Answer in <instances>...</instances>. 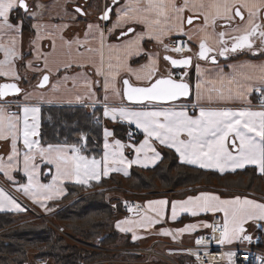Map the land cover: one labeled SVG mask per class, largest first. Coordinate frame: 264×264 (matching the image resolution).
<instances>
[{
    "label": "snow or ice",
    "instance_id": "snow-or-ice-1",
    "mask_svg": "<svg viewBox=\"0 0 264 264\" xmlns=\"http://www.w3.org/2000/svg\"><path fill=\"white\" fill-rule=\"evenodd\" d=\"M70 2L64 0L63 4L56 5L64 14L59 16L61 23L54 24L51 16L44 20L49 8L45 0H0V53L3 55L0 78L11 81L0 83V141H10L7 157L0 155V173L13 183V171L20 170L27 176L28 182L18 185L17 191L45 207L46 201L65 194L60 186L64 181L91 186V181L100 182L110 173L122 172L128 176L132 165L147 168L156 164L161 160V154L153 141L174 149L182 164L215 169L220 173L254 166V171L264 176V61L230 64L227 65L231 69L228 73L217 65L218 56L226 57L230 53L247 51L264 56V0H111L98 17L99 21L109 22L111 27L89 23L84 39L78 34L70 38L64 35L79 17L88 15L79 5L73 6L75 14L69 13ZM113 12L115 20L111 19ZM29 20L32 21L28 25L31 35L26 53L23 37ZM173 34L188 37V42L180 41L169 47L165 41ZM113 36L115 43L109 42ZM45 40L50 42V50H43ZM146 40L163 48L165 62L185 68L191 65V56L176 59L167 53L191 52L188 44L195 40L198 42V59L217 66L208 70L215 71L216 75L205 78V70L196 65L198 78L191 107L199 109L198 114L195 111L190 114L188 104L179 103L181 98L190 97L192 86L187 80L188 73L185 71L179 78L171 72L161 76L160 53L147 49ZM27 55L32 59L25 60ZM144 58V64L132 67L133 61ZM21 67L41 74L32 91L19 86L28 79L27 75H21ZM89 68L97 79H91ZM77 69L75 74H69ZM61 72L65 75L52 85L53 93L58 85L71 80L74 87L80 84V91L75 96L77 101L85 97L95 100L97 92L94 89L101 84L102 78L103 116L112 121L134 123L142 130L143 140L138 145L135 142L125 145L115 138L113 131L105 128L101 159L82 154L86 148L84 143L65 141L43 145L39 102L44 100V93H37L36 89L45 88L50 77L53 74L59 76ZM133 78L140 83L133 84ZM118 83L122 87H117ZM254 93L259 94V110L251 107L250 97ZM110 95L122 97L132 106L111 107L107 103ZM33 100L37 103H31ZM230 101H239L244 106L235 109L211 106ZM128 136L131 138L132 132ZM78 139L85 141L86 134L81 133ZM20 140L23 151L18 147ZM125 148L134 151L133 159L125 156ZM41 165L55 169L48 184L40 182ZM169 203L172 220H176L181 212L194 217L200 213H222V223L201 222L199 225L211 228L212 239L221 246L251 243L253 237L246 229L250 222L258 230H264V202L238 195L224 199L208 191L171 202L166 198L149 200L143 210L140 205L133 207L125 202L128 212L137 218L117 220L115 227L121 232L132 233L135 241L139 239L135 230H149L159 224L166 217ZM4 208L23 210L0 188V209ZM197 227V224H188L174 232L161 228L159 234L172 236L175 240L177 235L192 232ZM195 242L197 245L206 243L203 237ZM191 254L196 256L199 264H217L216 257L205 261L198 253ZM236 256L237 251H227L220 254V259L237 264ZM256 259L264 264V258Z\"/></svg>",
    "mask_w": 264,
    "mask_h": 264
},
{
    "label": "trees",
    "instance_id": "trees-1",
    "mask_svg": "<svg viewBox=\"0 0 264 264\" xmlns=\"http://www.w3.org/2000/svg\"><path fill=\"white\" fill-rule=\"evenodd\" d=\"M30 24L31 20L27 21L24 28V35L28 37L31 35L28 27ZM244 55L248 54L237 53L230 58ZM40 108V139L43 145L65 141L69 144L84 143V154H99L102 129L106 123L101 106L85 103H46L40 105ZM113 131L115 135L122 136L127 130L123 123H116ZM81 133L86 134L85 141L78 139ZM161 153V160L155 165L147 168L132 166L128 176L110 174L100 182H91V186L67 183L63 196L47 202L46 208L53 209L52 215L56 221L68 227L82 243L97 249L84 248L79 244L64 241L61 235L45 222L25 221V218L29 217L27 208L18 212L0 211V264H20L27 258L29 249L35 250L37 256H49V264H90L106 257L124 256L122 252L115 254L100 251L99 248L117 246L118 241L121 245H124V242L126 247H134L135 244L130 242L127 236L120 240L122 234L112 225L116 217L123 215L122 201L129 198L162 195V190L175 191V188L186 186L192 187L191 191L212 186L223 195L235 189L251 190L264 196V176L254 171L252 166H246L236 172L220 173L182 164L169 148L162 147ZM15 175L18 176V173ZM110 185L123 186L129 190L128 194L123 195L124 198L122 196V201L120 198H107V191L102 187ZM184 193L185 191H178L169 195L180 196ZM139 255L134 254V257ZM175 259L182 264V256Z\"/></svg>",
    "mask_w": 264,
    "mask_h": 264
},
{
    "label": "crops",
    "instance_id": "crops-1",
    "mask_svg": "<svg viewBox=\"0 0 264 264\" xmlns=\"http://www.w3.org/2000/svg\"><path fill=\"white\" fill-rule=\"evenodd\" d=\"M121 2H123V0H121ZM115 18L116 17L114 15V18L112 20H115ZM44 20L47 21V20H49V18L44 17ZM80 20H81V23L78 25V29H77L76 25H72V27H71L72 31L75 32L74 35L78 34L80 39H84V31L86 30L87 24H89V23H101L104 26L102 21H99L96 17H93V18L91 17L90 19L84 18V19H80ZM76 21H78V19ZM51 22L54 24L61 23V22L55 21L53 19L51 20ZM64 22H67V21H64ZM31 23H32V21H31ZM108 25H109L108 27H111L110 23H108ZM194 26L195 25H193V27ZM187 27L188 26L185 25L186 29H187ZM138 30H140V29H138ZM219 30H221V29L218 28V31ZM69 32L70 33L64 34L66 38H70L72 36L71 30ZM118 34L119 33L117 32L116 35H118ZM178 36L184 37L188 41V37L180 35V34H173L172 37H178ZM29 39H30V37L24 35V37H23V51L26 53L29 51ZM109 42H112V43L117 42L115 36L111 37ZM42 43H43V50H50V47H49L50 42L49 41H47V43H45V44H44V41ZM190 44L194 47L198 46V42L195 40L192 41ZM145 47L147 49H152V50L160 53L161 58L158 61L159 68H160V75L169 74V72H171V70H170L168 64L163 60V58H162L163 52L157 48V45L155 44V42L154 41L150 42V41L146 40ZM246 53L248 55L237 56V57H233V58H230V57L232 55H235L234 53H230L226 58H219V56H218L217 57V65H219V67L222 68L225 73H228L231 71V69H229L227 67V65L245 63L247 61H253V62L264 61V56H261L259 54L253 55L252 53H249L247 51H246ZM2 58H3V55H2V53H0V59H2ZM28 59H32L31 55L25 56V60H28ZM145 62H146V58L139 59L138 61H133L132 67H138L139 65L144 64ZM197 64H199L201 69L205 70V73H206L205 78H210V77L215 76L216 75L215 71H208V70L217 68V66L213 65L210 61L194 59L191 66L186 70V72L188 73L187 80L189 81V83L192 86L191 93H190V97L187 100H180L179 103L188 104L190 114L193 111H195L198 114V111H199V109H193L191 107L192 103L195 101V84H196L197 78H198V73L196 71V65ZM40 66L42 67V63ZM217 70H219V69H217ZM75 71H79V69L74 70V71L70 72L69 74L70 75L75 74ZM87 71L89 73H92L91 79H93V80L97 79V77L94 75L92 69L89 68V69H87ZM20 73H21V75H27L28 79L26 81H23L24 84H22V85H21V83H22L21 82L19 84V86L22 89H24L25 91H32L35 88V86L37 85L38 80L41 77V74L40 73H33L30 70H26L24 67L20 68ZM190 73H191V76H190ZM63 75H65L64 72H61L59 74V76H57L56 74H53L50 77L49 85H46L45 88H43V89H36L37 93H39V92L44 93V100L40 101L39 105L46 104V103H85V104H89V105L98 104L99 106L102 107V111H103L105 101H104V90L102 88V83H103L102 78H100L101 84L97 86V89H94L97 92L95 100H89L87 97H85L82 101H77L75 99V96L80 91V84H78L77 86L74 87L71 80H68L64 84L58 85L57 90L53 93L52 85L56 84L57 80L60 79ZM122 76H123V74H122ZM1 81H10V80L8 78H0V82ZM132 83L138 84L140 82L135 81V79L133 78ZM117 87H122V85L120 83H118ZM257 94L258 93H254L250 97L251 107L254 110H259V108H260L259 99L257 98ZM31 103H37V101L33 100V101H31ZM107 103L111 107H120V106L129 107V106H132L131 103L126 102L122 97H111V95H110V99L107 101ZM205 106H209V105L205 104ZM211 106L212 107H231V108L235 109V108H238V107H241L244 105H242L239 101H230V102H221L218 104H213ZM13 110L15 111L16 109L13 108ZM104 118H105L106 123L102 129V140H101V148H100L99 154L97 156H93V155H86L82 152V154L88 156L89 158H92V157H95L97 159L102 158V156H103V144H104V136H103L104 129L108 128L110 131H113V126L116 123H123L126 126V130L128 128H133L135 130V138L132 140L127 138V131L122 136L114 134L115 138L120 139L122 141V143H124L125 145H127L131 142H135L138 145L140 143V141L143 140L144 136H143L142 130L137 129L135 127L134 123H129L127 121H120L119 119H117L116 121H112L110 118H106V117H104ZM113 133H114V131H113ZM56 144H61V143H56ZM153 145H154V147H156L157 151L160 152L161 157H162L161 148L162 147L167 148V147L159 145V143L156 141H153ZM18 147H20V149L23 151L22 140L19 141ZM9 150H10V141L9 142L0 141V155H3L6 158ZM171 150L175 153L174 149H171ZM124 151H125V156H127L129 159H133L135 157L134 151H131L128 148H125ZM175 154H176L178 161H180L178 154L177 153H175ZM157 162H159V161H157ZM132 166L142 167L139 165H132ZM151 166H153V165L150 164L149 167H151ZM41 167L43 170H42V173L39 177L40 182L43 184H48L52 181V174H54L55 169H54V167H52L50 165L49 166L41 165ZM131 167L129 168V172H130ZM252 167H254V166H252ZM142 168H144V167H142ZM212 170H215V169H212ZM216 171L219 172V170H216ZM16 172L18 173V176L15 175ZM229 172H231V171H229ZM110 174H119V175L125 176L122 172H114V173H110ZM12 175H13V181H15V183H13L12 181H9L8 179H6L4 177L3 173H0V188L4 189L5 192H7L11 197H13L17 201V203L20 204V206L23 210L25 209V206H28L27 208H32V209L44 208V207H41L39 203L33 202V200L30 199L28 196L24 195L22 191H17L18 185L26 184L28 182L27 176L20 170L13 171ZM91 182H93V181H91ZM67 183H75V182L74 181H64L60 186L62 188H64V190H65V185ZM191 189L192 188H189V190L187 191V188L180 187L177 191H179V192L185 191V193L180 195V196H178V195L177 196L176 195L170 196L169 194L165 195L166 194L165 193V194L157 195V196H145L143 198H138V199H140V201L142 202V204L144 206L145 203L149 200H159V199H165L166 198L169 200V202H171L172 200L186 199L187 196H189V195H197L200 191H208V192L216 193V194L220 195L221 198H224V199L232 198V197H235L238 195L241 197H249L251 199H256L260 202H264V196L256 194L251 190L243 191V192H238L235 190V192H233L232 194L229 193L227 195H222L221 193L216 191L212 186H209L208 188H198V189H195L194 191H191ZM109 192L110 191H108V193ZM117 192H119V194H117L116 197H120L121 199H123L121 197L122 196L121 193H123V192L122 191H117ZM127 192H128V190H127ZM47 202L48 201L45 202V207H46ZM0 211L18 212L17 210H14L11 208L0 209ZM165 211H166V217L163 220H161V222L159 224L154 225L151 229H149V230H144V229H139V228L136 229L135 231H136V234L139 237V239H137L135 241L132 239V233L119 231V229H117L115 227V222L117 220L124 219L125 217H132L134 219L137 217L123 214V215L116 217L114 219L112 225H113V228L117 232H119L122 235L127 236L129 241L133 242L135 244L134 246L144 247V246H147V244H149L150 242L157 240V239H163V240L173 239L172 236H165V235L159 234L161 228L169 229L170 231L174 232L175 229L183 228L185 225L197 224L198 227L194 231L185 232V233H182V234H179L176 236L183 242L190 241L195 233L206 229V228L201 227L199 225L201 224V222L209 223V217L212 214V213H200L198 216L194 217L190 213L181 212L177 216L176 220H172L171 219V205H170V203L167 206ZM218 214H220L222 219H223V214L222 213H218ZM162 247H163V249L165 248L163 245H162Z\"/></svg>",
    "mask_w": 264,
    "mask_h": 264
},
{
    "label": "built area",
    "instance_id": "built-area-1",
    "mask_svg": "<svg viewBox=\"0 0 264 264\" xmlns=\"http://www.w3.org/2000/svg\"><path fill=\"white\" fill-rule=\"evenodd\" d=\"M180 41L188 42L186 38L178 36V37H171L167 39L165 42L169 45V47L176 46ZM189 43L188 46L192 49L191 52H186L183 54L179 53H169L175 56H182L186 54H194V47L190 46ZM159 49L163 51V48L159 46ZM185 71L182 70H172L171 73L175 77H180L183 75ZM259 97V94H257V98ZM259 99V98H258ZM132 132V137L129 138L128 133ZM127 138L132 140L135 138V130L133 128L127 129ZM125 202L135 207L136 205L141 206V210H143V204L138 198H129L124 201L123 205L121 206L122 213L124 215H131L132 213H129L127 210V207L125 206ZM214 222H221L222 223V217L220 214H211L209 217V224ZM247 234L251 235L253 237V240L251 243L244 242L240 244L234 243L233 245H224L221 246L215 242V240L212 239L214 233L211 228H206L205 230H202L200 232H197L193 235L192 239L189 242H183L178 237L176 239H169V240H155L151 242L150 246H148V249H144L145 251H150L154 254H158L159 256L163 257L167 260L169 264H179L176 261V257L182 256L183 261L182 264H199L197 261V258L195 255H192L191 253L195 252L198 253V255L203 258L205 261L209 259L210 257H216L217 258V264H228L227 260H221L220 254L227 251H237V256L234 257V260L237 262V264H260V260L256 259V257H262L264 258V230H258L253 223H248L246 225ZM216 236H218V233H215ZM200 237H203L205 240V244L203 245H197L196 240ZM162 243L165 248L163 251H160L156 249L154 246L156 243ZM207 253V256L205 255ZM169 254H174V258H171ZM150 255V254H149ZM247 257V259H245ZM39 258V257H38ZM37 261V259H36ZM40 261V259H39ZM38 261V262H39ZM20 264H29L27 260H23Z\"/></svg>",
    "mask_w": 264,
    "mask_h": 264
},
{
    "label": "rangeland",
    "instance_id": "rangeland-1",
    "mask_svg": "<svg viewBox=\"0 0 264 264\" xmlns=\"http://www.w3.org/2000/svg\"><path fill=\"white\" fill-rule=\"evenodd\" d=\"M52 2L57 5L58 3L59 4H63L64 0H52ZM75 2H76V0H71V2L68 4V11L71 14H73V12L71 10L70 5L74 4ZM49 3H46V4L48 5ZM99 3H100V0H89L88 1V4L86 6V11H87L88 15L85 17L86 19H90L91 17L92 18L96 17L97 13L99 12ZM57 9H58V11L55 12V16H58L59 13H60V16H63V14H64L63 13V9L59 8V7H57ZM56 21L61 22L60 19H58ZM80 23H81V20L78 19V21H75L72 25H76V27L78 29V25ZM108 26L109 25H107L106 28ZM70 30H71V35L73 36L75 34V32L72 31V28ZM70 30L66 31L64 34L70 33L69 32ZM45 43H47V40L44 41V44ZM157 48L159 49V45H157ZM194 48H196V46ZM182 71H184V70L182 69ZM22 84H24V83L22 82L21 85ZM102 188L107 191L106 192V196H107V198H110V199L120 198V197H116V195L119 194V192H117V191H122L123 192V193H121L122 196L125 195V194H128L127 190L123 186L120 187V186L110 185V186H107V187L105 186V187H102ZM179 188L180 187L175 188V191L162 190L161 193H163V194L166 193L165 195L170 194L172 192L176 193V192H178L177 190ZM183 188H187V191H188L189 188H192V187L186 186V187H183ZM108 191H110V192L108 193ZM236 191H238V190H236ZM88 192H90V191H84V193H88ZM233 192H235V189L227 191L226 193L232 194ZM238 192H243V191H238ZM159 195H161V194H159ZM123 198H124V196H123ZM120 200L122 201L123 199L120 198ZM138 200H140V199H138ZM122 202H124V201H122ZM27 207L28 206H25V208H27ZM27 209L29 210V217L25 218V221H31V222L42 221V222H45L48 226L52 227L57 233H59L64 241L75 243V244H79V246H82L84 248H96L95 246L90 247L89 244L82 243L79 239H77L76 236H74L73 233H71V231L69 230L68 227H66L65 225L59 223V221H56V219L52 215V213H53L52 210L53 209H48L46 207H44V208H36V209L27 208ZM124 236L125 235H122V237H120L119 239L120 240L123 239ZM158 240H162V239H158ZM187 242H189V241H187ZM123 244L125 245L124 242H123ZM150 244H151V242L149 244H147V246H144V247H136V246H134V247H126V245H125V247H123L124 245H121V243L118 241L117 246H114V245L103 246V247L99 248V250L100 251H107V252L115 253V254H117L119 252H122L124 254V256L119 257V258H108V257H106L104 259L97 260V261L92 262L90 264H104V263L112 264V263H118V262L122 263V264H143V263H146V262L150 263V261H152V260H159V261L167 262L166 259H164L163 257L159 256L158 254H154V253H152L150 251L147 252V251L144 250L145 248L148 249V246H150ZM161 244L162 243H158L157 242L154 247L156 249L160 250V251H163L164 249H163ZM35 254H36L35 250L29 249V251L27 252V258L25 260H27L29 262V264H47V263L49 264V262H50V257L49 256H37ZM134 254H137V255L140 254V255H139V257H137V256L134 257ZM169 256L171 258H174V254H169ZM36 259H37V261H36ZM39 259H40V261H39ZM80 264H86V263H82L81 262Z\"/></svg>",
    "mask_w": 264,
    "mask_h": 264
},
{
    "label": "flooded vegetation",
    "instance_id": "flooded-vegetation-1",
    "mask_svg": "<svg viewBox=\"0 0 264 264\" xmlns=\"http://www.w3.org/2000/svg\"><path fill=\"white\" fill-rule=\"evenodd\" d=\"M88 1L89 0H76V2L74 4H71L70 7H71V10H72L73 14H75L74 11H73V6L74 5H79L83 9V11L87 13L86 6L88 4ZM45 3H49L48 4L49 8H48V11H46L44 17L49 18V16H51L53 20H55V21L58 20L59 19V16H60V13L58 12L59 15L58 16H55V12L58 11V9L56 7V4H54L52 2V0H45ZM110 3H111V0H100V3H99V12L96 15V18L97 19L100 16L101 12L104 10L105 5L106 4H110ZM114 15H115V13L113 12L112 15H111V19L114 17ZM84 18H85L84 16H81L78 19H84ZM102 23L104 24L105 27L108 25V22H106V21H102ZM194 52H195V50H194ZM243 52H246V51H242V52H238V53H243ZM234 54H237V53H234ZM152 261H153V263L150 262L151 264H169V263H166L164 261H159V260H152Z\"/></svg>",
    "mask_w": 264,
    "mask_h": 264
},
{
    "label": "water",
    "instance_id": "water-1",
    "mask_svg": "<svg viewBox=\"0 0 264 264\" xmlns=\"http://www.w3.org/2000/svg\"><path fill=\"white\" fill-rule=\"evenodd\" d=\"M198 51H199V49H198V47L195 49V52H194V54L193 55H191V54H186V55H182V56H175V55H172V54H169V53H167L168 55H172L173 56V58H176V59H180V58H183V56H191L192 57V62H193V60L194 59H198V57H197V53H198ZM163 55H165V53H163L162 54V57H163ZM229 55V54H228ZM227 55V56H228ZM226 56V57H227ZM226 57H219V58H226ZM167 64H168V66H169V68H170V70H184V71H186L191 65H189L187 68H185L184 66H176V67H173V66H171L170 65V63L169 62H166ZM192 64V63H191ZM168 74H165V75H161V76H167ZM177 78H179V77H177ZM3 82H11V81H1L0 83H3ZM189 82V81H188ZM134 84V83H133ZM188 98H181L180 100H187ZM126 101V100H125ZM126 102H128V101H126ZM128 103H130V102H128ZM104 264H106V263H104ZM112 264H121V263H112ZM143 264H150L149 262L147 263H143Z\"/></svg>",
    "mask_w": 264,
    "mask_h": 264
}]
</instances>
